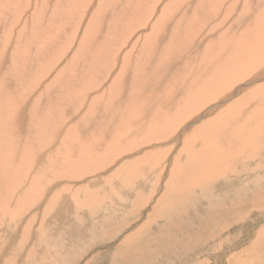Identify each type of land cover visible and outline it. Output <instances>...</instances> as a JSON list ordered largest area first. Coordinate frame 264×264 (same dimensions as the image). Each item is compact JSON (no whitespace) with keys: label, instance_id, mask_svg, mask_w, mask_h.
Wrapping results in <instances>:
<instances>
[{"label":"bare ground","instance_id":"bare-ground-1","mask_svg":"<svg viewBox=\"0 0 264 264\" xmlns=\"http://www.w3.org/2000/svg\"><path fill=\"white\" fill-rule=\"evenodd\" d=\"M228 1L98 0L99 4L95 7L92 0H0V161L3 166L6 170H11V162L17 158L20 159L13 149L16 148V152L22 153L31 136L32 141L36 139L33 141L34 144H31L35 159L46 155L49 147L41 153L39 146L40 140L44 141V126H52L57 116L55 112L59 115L62 111H73L70 107L71 96L75 93L80 94V91L76 92V90L81 84L86 83L85 80L92 82L98 76L100 78L105 76L109 68L111 48L134 22L139 21L142 16L143 19L145 18L143 14L146 11L150 13L154 5L155 9L151 13L156 14L158 18L155 22L148 23L145 30H148L150 25L151 30L143 36L137 48L127 50L125 66L118 70L110 86L112 92L110 97L106 98L103 106L99 101L96 104L92 102V108L86 115H83V112H76L77 110L73 111L71 114L76 119L74 127L68 130L69 134L61 145L48 150L47 156L50 159L53 158V162L58 161L62 165L61 148L67 152L72 150L68 164L72 165L73 170H77L74 166V163H77L78 169L83 171L80 169L84 166L83 161L78 153H83L85 148V154H96L98 150L106 147L107 140H103V135L117 139L115 143L120 142L121 136L128 134L130 137L141 130L145 137L156 132L157 139L168 138L192 114L226 94L237 82L246 80L249 71L260 69L259 67L250 69L247 65L251 62L249 60L251 53L259 49L257 60L264 59V0H238L236 4L231 3L227 6ZM233 7H238L239 12L236 18L231 20L229 27L217 28L216 34L211 37L208 32L199 34L203 28L213 23L217 15L222 12L227 13V10L230 11ZM84 8L89 9L87 13L89 25L86 27V36L78 50L85 49L81 59L74 58L75 64L67 65L65 71L58 74L57 79L52 80L49 77L43 83L41 82L42 87L39 91L37 90L39 88L36 89L38 92L34 99L31 97L23 102L24 90L40 74V70L47 67L48 58L54 55L59 46L58 40L67 34L71 25L77 23L82 16L84 17ZM135 28L137 29L138 25ZM135 36L132 37L136 39ZM114 53L117 55V52ZM51 63L49 64L52 65ZM261 64L264 66V60L254 63L255 66ZM241 66L245 68L240 74L237 71L236 75L235 71ZM101 71V75H98ZM55 72L51 71L50 75L54 76ZM93 76L95 78H90ZM258 80L263 81L264 78L254 77L244 85H251ZM253 88L248 91L238 87L237 92H240L239 95L242 94L240 96L234 94L235 89L228 93L227 100L231 101L233 97H236L234 100L238 99L237 102L233 104L231 101L227 104V108H223L213 118H208L204 123L197 125L188 135L189 140H186L188 150L178 153L180 158L178 157L177 160L187 157L186 154L189 157L179 166L176 179L173 170L170 180L166 181L169 182V185L165 184L168 186L165 188L166 191L175 189L178 194L183 193L188 190L187 185L192 186L190 188L196 191L203 184L207 186V184L216 183L217 179L224 182L227 177L225 175L229 172L239 174L240 177V173L243 174L249 163L231 168L230 159L236 144L239 145L235 154L245 155V161L254 160L256 155L264 151V144H262L264 142L262 139L264 136V84H257ZM30 94H33V91ZM254 105L256 108H253ZM100 106L103 110L99 109ZM184 111H187L189 115H184ZM103 117L106 118L105 122L101 121ZM100 121L103 124L99 127L100 139L88 140L86 138V135L90 134L88 131ZM26 123L29 124L27 136L19 134L17 138L15 127ZM112 125L114 128H111ZM19 139H22V142L17 147L15 142ZM121 142L125 143L124 140ZM92 149L94 152L91 151ZM160 152L162 151L158 150V153ZM150 155L152 154H146L144 160H148L147 157ZM261 160H264V156ZM255 162V160L251 161V164ZM118 163L114 166L115 168L119 165ZM55 166L53 164L52 168ZM237 167L242 170L237 172ZM260 167L262 168L261 165ZM0 169L2 170V167ZM64 170H62L63 174L68 171ZM187 170L190 171L189 174L186 173ZM195 172L198 173L196 182L193 181ZM251 172L255 173V170ZM115 174L117 173H112L113 178ZM224 177L225 179L222 180ZM172 179L175 180L176 185L174 180L173 184L170 183ZM40 181L32 180L30 185H36ZM107 182L111 181L107 180ZM206 186L203 188L205 189ZM203 188L200 187L201 190ZM62 191L67 192L65 189ZM9 192L10 188H7V194ZM164 194L161 200L156 201L158 204L155 210L159 211L158 214H163L165 211L160 204ZM65 196L68 198L71 194ZM107 196L102 199V204L106 199L112 200ZM112 197L114 198L113 193ZM182 199L185 200V198ZM255 201L254 198L251 203L256 204ZM84 204L86 201L79 202L76 207L81 210ZM88 206H91L90 202L85 207ZM145 225L143 224V227ZM136 234L130 237H136ZM30 251L33 253V249ZM30 257L27 264L30 263Z\"/></svg>","mask_w":264,"mask_h":264},{"label":"rangeland","instance_id":"rangeland-1","mask_svg":"<svg viewBox=\"0 0 264 264\" xmlns=\"http://www.w3.org/2000/svg\"><path fill=\"white\" fill-rule=\"evenodd\" d=\"M92 1L95 7L98 6V0ZM237 1L229 0L227 6L231 3L236 4ZM154 9L155 5L150 13L145 10L143 14L145 18L143 19L142 16L139 21L134 22L111 48L109 68L105 76L101 78L98 76L101 75V71L95 75L98 77H90L95 78L92 82L85 80L87 84H81L77 88L76 92L80 91V94L72 95V105L70 103L74 112L77 110L76 112H83L82 114L86 115L92 108V102L96 104L99 101L102 106L104 105L106 98L112 94L110 86L118 70L125 66L127 50L137 48L143 36L151 30V25L148 30H145L148 23L155 22L158 18L156 14L151 13ZM84 11V17L82 16L77 23L71 25L67 34L58 40L59 46L54 55H50L51 59L48 58L47 67L40 70V74L29 83L31 85L28 84V91L26 87L23 92V102L31 97L34 99L44 80L49 77L52 80L57 79L58 74L65 71L67 65L75 64L74 58L81 59L85 49L78 50L86 36V27L89 25L87 20L89 9L84 8ZM238 12L239 8L233 7L230 11L227 10V13H220L213 23L203 28L199 34L208 32L211 37L216 34L217 28L229 27L231 20L236 18ZM136 25H138L137 29ZM114 52H117V55ZM259 53L260 49L251 53L249 58L251 62L249 64L247 62V66L250 69L257 67L260 69L249 71L246 80L237 82L226 94L192 114L168 138L157 139L156 132L145 137L141 130L130 137L128 134L123 135L119 138L120 142L115 143L117 139L103 135V140H107L105 149L98 150L96 154H85V148H83V153H78L83 161L84 166L80 168L83 171L78 169L77 163H74V166L79 170L78 172L73 170L71 164H68L72 150L67 152L61 148L62 165L58 161L53 162V158L50 159L47 156L48 150L63 143L69 134L68 130L74 127L76 121L71 114L73 111H62L59 115L55 112L57 118L53 117L54 123L51 127L44 126V141L40 140L39 144L41 153L49 147L46 155L35 159L31 144H34L33 141L36 139L32 141L31 136L22 153L16 152V148L13 149L20 159L17 158L11 162V170H6L0 161V167H2V170L0 169V264H27L30 256L28 264H264V179H261L264 177V160H261L264 156L261 153L264 154V151L256 155L254 157L256 162L251 164L253 159L245 161V155L235 154L239 145L236 144L230 159L231 168L248 162L244 175L241 172L239 177V174L229 172L225 175L226 179L222 178V180L225 179L224 182L217 179L216 183L200 186L202 188L206 186L204 190L199 187L195 191L190 188L192 186L187 185L188 190L178 194L175 189H167V191L165 189L168 188L166 185H169V182L166 181L170 180L173 170L176 179L179 166L189 157L186 154L187 157L177 160L178 157L180 158L178 153L188 150L187 137L194 128L208 118H213L223 108H227V104L231 101L233 104L237 102L238 99L234 100L236 97H233L231 101L227 100V94L234 89V94L240 96L242 94L239 95L240 92H237L238 87L251 91L255 85L264 84V80H258L251 85H244L254 77L264 78V66L254 65L264 60L261 58L257 60ZM241 67L235 71L236 75L237 71L240 74L245 68V66ZM50 70L53 72L57 70L54 76L50 75ZM32 91L33 94H30ZM102 106L100 110H103ZM80 108L82 109L79 110ZM253 108H256L255 105ZM183 113L189 115L187 111ZM101 121L105 122L106 118H101ZM101 121L88 131L90 133L86 135L88 140L100 139L99 127L103 125ZM111 128L114 126L112 125ZM28 129V123L15 127L17 138L19 134L26 137ZM123 140L125 143L121 142ZM21 142L22 139H19L15 145L19 147ZM158 150L162 152L158 153ZM146 154L153 156L150 155L147 157L148 160H144ZM140 158L143 160L139 161ZM57 160H59L58 156ZM109 160L111 163L108 162ZM117 163L119 165L115 168ZM53 164L56 165L54 168H52ZM65 167L68 171L64 170ZM239 170L241 171L242 168L237 167V172H240ZM251 170H255V173ZM114 172L117 174L113 178ZM186 173L189 174L190 171L187 170ZM197 174L195 172L193 175L194 182H196ZM32 180L33 182L41 181L31 186ZM107 180L114 182L111 184ZM173 180L170 183L174 182L176 185ZM7 188H10L9 194H7ZM63 189L67 192L62 191ZM67 194L71 196L67 198L65 196ZM163 194L165 199L163 198L160 204L165 211L163 214H158L159 211L155 209ZM105 196L112 200L106 199L102 204ZM212 198L215 199L212 200ZM254 198L256 204L251 203ZM82 201H86V204L79 210L76 204ZM88 202L91 206L85 207ZM143 224L147 226L143 227ZM134 234L136 237H130Z\"/></svg>","mask_w":264,"mask_h":264}]
</instances>
